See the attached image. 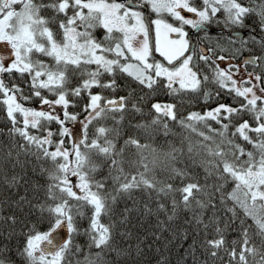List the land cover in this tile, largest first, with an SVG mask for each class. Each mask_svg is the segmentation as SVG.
Returning <instances> with one entry per match:
<instances>
[{
	"label": "snow or ice",
	"instance_id": "1",
	"mask_svg": "<svg viewBox=\"0 0 264 264\" xmlns=\"http://www.w3.org/2000/svg\"><path fill=\"white\" fill-rule=\"evenodd\" d=\"M0 113V264H264V0H0Z\"/></svg>",
	"mask_w": 264,
	"mask_h": 264
},
{
	"label": "trees",
	"instance_id": "2",
	"mask_svg": "<svg viewBox=\"0 0 264 264\" xmlns=\"http://www.w3.org/2000/svg\"><path fill=\"white\" fill-rule=\"evenodd\" d=\"M249 71H251V67H249ZM200 107V105H195L193 110H200ZM0 119H2V113H0ZM193 140H195V137H193ZM159 247L160 245L157 244L153 247V249L147 251L145 259L150 260L151 264H158L159 260L162 258L160 252L156 251ZM180 251L181 250L179 248H173L171 253H166V255L169 256V259L173 261V264H175V261L179 258L178 253Z\"/></svg>",
	"mask_w": 264,
	"mask_h": 264
}]
</instances>
